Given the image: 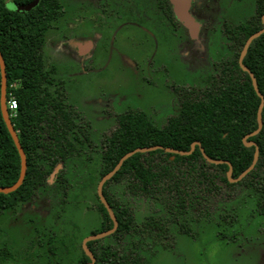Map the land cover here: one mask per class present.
<instances>
[{
    "label": "trees",
    "instance_id": "obj_1",
    "mask_svg": "<svg viewBox=\"0 0 264 264\" xmlns=\"http://www.w3.org/2000/svg\"><path fill=\"white\" fill-rule=\"evenodd\" d=\"M13 1L35 2L31 8L19 12L8 8V0H0V51L6 63L7 99L12 92L18 100L16 115L11 120L26 154L27 170L16 190L0 192V209L33 202L39 194L49 191L67 195L68 183H72L74 176L69 177L70 164L76 167L82 149L92 146L87 126L75 121L76 113L64 104L61 88L57 87L55 95L48 88L53 70L45 69L42 49L46 31L62 15V1ZM263 13L264 1L258 0L252 18L227 26L231 58L214 63V72L200 87L180 88L177 109L163 126L154 124L144 111L130 110L118 115L116 127L104 134L97 182L122 156L136 148L160 145L189 151L193 142L199 141L200 145L187 154L156 148L137 151L124 160L103 185L104 195L118 220L116 230L108 235L116 242L101 245L108 236L88 241L96 257L95 264H150L142 254L144 242L155 243L168 234L167 223L158 215L150 214L142 222L137 221L127 200L129 194L180 214L190 210L197 215L217 204L220 198H215L223 187H244L254 198L257 211L264 215V107L261 130L247 138L259 145L255 167L237 182L228 178L229 163L232 177L237 178L254 160L255 146L245 145L243 137L258 127L261 98L250 74L241 68L239 56L248 37L263 26ZM243 62L254 73L264 95V33L250 43ZM201 147L208 157L225 162L208 161ZM20 170L21 157L3 119L0 100V186L13 185ZM110 184L119 187V194L110 191ZM96 198L101 225L91 234L114 225L97 193ZM181 229L193 235L187 223L182 222ZM127 238H136L131 240L130 248L122 244ZM87 262L91 259L81 246L76 264Z\"/></svg>",
    "mask_w": 264,
    "mask_h": 264
},
{
    "label": "rangeland",
    "instance_id": "obj_2",
    "mask_svg": "<svg viewBox=\"0 0 264 264\" xmlns=\"http://www.w3.org/2000/svg\"><path fill=\"white\" fill-rule=\"evenodd\" d=\"M75 2L62 0L66 9ZM136 2L146 12L156 9V0ZM255 9L256 0H198L192 12L205 28L197 38L183 26L160 36L122 31L102 35L84 57L70 43L78 36L64 28L65 18L58 19L46 31L42 49L45 69L53 70L48 88L54 95L61 88L79 125H88L92 146L82 149L76 167L70 164L69 177L74 176L67 195L49 191L35 202L0 209V264H76L82 240L101 225L93 206L102 136L116 127L118 115L130 110L144 111L163 126L176 111L179 88L200 87L214 72V63L231 58L223 32L226 18L244 21ZM224 188L217 204L197 215L127 196L138 222L154 214L170 225L162 240L144 242L142 254L150 264H264V215L246 188ZM109 189L119 194L115 184ZM182 222L193 235L182 231ZM127 239L122 244L130 248L136 238ZM114 242L108 236L100 244Z\"/></svg>",
    "mask_w": 264,
    "mask_h": 264
},
{
    "label": "flooded vegetation",
    "instance_id": "obj_3",
    "mask_svg": "<svg viewBox=\"0 0 264 264\" xmlns=\"http://www.w3.org/2000/svg\"><path fill=\"white\" fill-rule=\"evenodd\" d=\"M75 1H76L75 4L68 7L67 9L64 8V6L62 4V8H61L62 9V15L59 18H57L56 20H54L52 22V25L58 19L65 18L67 20L64 28L69 30V32L76 34V37L77 36L81 37L80 39H78V37L77 38L74 37L76 39H74L73 41L70 40V43H73V45H75L76 51H77L79 57L86 56L91 51L93 46H95L96 42L97 43L99 41L101 42L102 41L101 40L102 35H103V37L108 38L109 36H117L118 32H122V31H126V32L131 31L132 33L134 32L135 34H137V32L142 31V32L147 33L149 36H151V35L152 36H160L161 32L167 31L168 29L176 30V28L183 26L188 30V32L192 38H197L199 36L200 32L202 31V29L205 28L204 23L202 21H200L192 12V10L195 7L198 0H190V5H189V9H188L189 14L192 16L194 21L197 23V29H196L194 34H192L190 28L187 25H185L178 18V16L176 15V12L174 10V5H173L171 0H156V2H155L156 3V5H155L156 9H155L154 13L146 12L145 10H141V8L138 6V3L136 2V0H75ZM257 1L258 0H256V7H257ZM255 13H256V9H255L254 14ZM263 14L261 15L262 23H263V18H262ZM252 16L249 17L248 19L252 18ZM231 18H226L225 23H224V28H223V32L225 33L226 38H227V50L230 47L227 32H226L227 26H235L237 24H240L241 22L248 21V19L244 20V21H239L237 17L232 18V19ZM263 27H264V23L260 29H262ZM84 32L88 33V35L84 34ZM107 32H109V33H107ZM84 36H86V37H84ZM243 47H244V45H243ZM179 91H180V88H179ZM176 94L178 97V91L176 92ZM64 104L68 108H70L68 104H66V103H64ZM177 106H178V99H177ZM78 118H80V117L76 113V115H74V119L77 123H78ZM84 125H86L88 128L87 124H84ZM90 141H91V139H90ZM248 141H251V140H248ZM198 145H200V144H198ZM201 148H203V147H201ZM255 149H256V147H255ZM256 163H257V161H256ZM254 167H255V165H254ZM231 173H232V167H231ZM231 177H232V175H231ZM101 179L99 180V182L101 181ZM234 179H236V178H234ZM241 179H239V180H241ZM239 180H237V181H239ZM237 181H230V182H237ZM97 189H98V185H97ZM97 195H98V193H97ZM33 202H35V201H33ZM30 203H32V202H30ZM19 204H21V203H19ZM17 205L18 204H16L15 206H17ZM15 206L13 208H15ZM93 208L95 210H97L96 204L93 206ZM212 208L213 207H211V209ZM166 226L168 229L170 225L166 224ZM98 233H100V232H98ZM83 240H82V243H83ZM82 248H83V246H82ZM87 263H89V262H87Z\"/></svg>",
    "mask_w": 264,
    "mask_h": 264
},
{
    "label": "water",
    "instance_id": "obj_4",
    "mask_svg": "<svg viewBox=\"0 0 264 264\" xmlns=\"http://www.w3.org/2000/svg\"><path fill=\"white\" fill-rule=\"evenodd\" d=\"M173 5H174V10L176 12V15L178 16V18L185 24L187 25L192 34L195 33L196 29H197V23L194 21V19L192 18V16L189 14V5H190V0H171ZM34 3H30V4H19L17 2H14L13 0H8L7 2V6L8 8L15 10V11H19V12H24L25 10L31 8ZM263 18V23H264V14L262 16ZM264 33V27L256 32H254L253 34H251L248 39L246 40L244 47L240 53L239 56V64L241 66V68L244 71H247L252 79V83H253V87L255 89V91L257 92V94L259 95V97L261 98V102L258 108V112H257V118H258V127L257 129H255L254 131H252L251 133L247 134L244 136L243 141L245 143V145H254L256 147L255 149V156H254V160L253 163L250 165V167L248 169H246L238 178L234 179L231 177V164L230 165V170L228 172V177L230 181H237L239 179H241L244 175H246L255 165L256 161L258 160V156H259V146L257 144L256 141H248L247 138H249L250 136H253L255 134H257L261 128H262V124H263V119H262V110L264 107V95L261 92V90L258 87V82L257 79L254 75V73L250 70V68L248 66H246L243 62V59L245 57V54L248 50V47L250 45V43L253 41V39H255L256 37H258L260 34ZM0 70H1V111H2V116L3 119L5 121V124L13 138V141L19 151L20 157H21V170H20V176L18 178V180L13 184V185H9V186H0V192L2 193H10L14 190H16L22 183L23 180L25 178L26 175V170H27V158H26V154L25 151L23 149V146L21 145V142L19 140V136L17 134V131L15 130L14 124L11 120V117L9 115V111L7 108V70H6V63L5 60L3 58V55L0 51ZM196 144H200L199 141H195L192 144V149L189 151H183V150H176V149H172L170 147H163V146H151V147H141V148H136L128 153H126L124 156L121 157V159L118 161V163L116 164V166L106 175H104L101 179V181L98 184V189H97V193L98 196L100 198V200L103 202V204L106 206V208L108 209V212L113 220V227L109 230L106 231H102L100 233H95V234H91L89 236H87L82 243L83 249L85 250V252L88 254V256L91 259V262L89 263H82V264H95V256L93 254V252L89 249L87 242L93 239H98V238H102L112 232H114L118 226V220L113 212V210L111 209V206L109 204V202L106 200L104 193H103V184L105 183V181L107 179H109L110 177H112L117 170L121 167V165L123 164L124 160L129 157L130 155H132L133 153L137 152V151H149V150H153L156 148H165L167 151H171V152H176V153H180V154H187V153H191L192 150L195 148ZM201 151L204 155V157L206 159H208V161L212 162V163H221V162H225L224 160H214L210 157L207 156V154L205 153L204 148H201Z\"/></svg>",
    "mask_w": 264,
    "mask_h": 264
},
{
    "label": "built area",
    "instance_id": "obj_5",
    "mask_svg": "<svg viewBox=\"0 0 264 264\" xmlns=\"http://www.w3.org/2000/svg\"><path fill=\"white\" fill-rule=\"evenodd\" d=\"M12 86L14 85L12 84ZM7 108L10 117L16 115V110L18 109V100L12 92H10V98L7 99Z\"/></svg>",
    "mask_w": 264,
    "mask_h": 264
}]
</instances>
